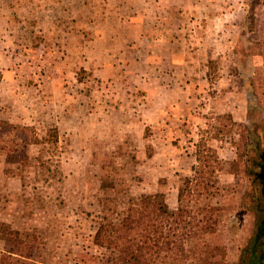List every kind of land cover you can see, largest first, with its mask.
<instances>
[{
    "label": "rangeland",
    "instance_id": "rangeland-1",
    "mask_svg": "<svg viewBox=\"0 0 264 264\" xmlns=\"http://www.w3.org/2000/svg\"><path fill=\"white\" fill-rule=\"evenodd\" d=\"M85 1L0 0V257L18 232L30 250L17 264H116L94 241L101 217L163 192L199 218L219 208L207 244L224 264H249L264 232V0H214L171 47L172 34L162 47L129 38L105 0ZM11 126L40 141L55 128L58 141L10 164ZM201 143L221 170L209 196L180 201ZM196 241L155 264H197Z\"/></svg>",
    "mask_w": 264,
    "mask_h": 264
},
{
    "label": "trees",
    "instance_id": "trees-1",
    "mask_svg": "<svg viewBox=\"0 0 264 264\" xmlns=\"http://www.w3.org/2000/svg\"><path fill=\"white\" fill-rule=\"evenodd\" d=\"M10 128L11 133L7 135L10 140L4 142L2 147L6 152V161L10 164L21 162L23 165H28L30 158L25 150L30 144L58 141L55 128L52 130L53 133L42 141L33 136V133H28L30 128H21L19 135L16 132L12 133L17 126ZM198 148V164L193 167V176L186 178L185 185L179 188L180 201L183 199L201 201L205 195L209 196L214 187L211 179L218 170H221V161L209 153L210 149L205 144L201 143ZM205 149L207 154L204 153ZM218 210L219 208L208 206L204 209L203 216L199 218L200 216L195 215L196 212L188 208L171 209L163 192L144 194L129 201L124 210L114 209L103 215L94 241L116 254V264H155L157 257L164 252L176 259L175 248H180L179 250L186 253L187 240L194 238L197 239L194 245L195 250L192 252L190 250L188 253L193 254L197 264H224L216 260L218 247L208 245L205 240L206 236L214 231L216 220L213 214ZM4 230L7 231V229ZM0 232H2L1 228ZM259 232L261 234L256 235L252 243L249 264H255L254 262H258V259H264L263 254L259 253L264 249V243L261 244L264 232L262 229ZM9 234L13 235L14 246L17 248L2 254L0 264H15L14 262L17 264L19 261L13 258L14 253L29 257L22 254L26 252L25 250H30L28 243L20 240L18 232H9ZM15 249L21 253L16 252Z\"/></svg>",
    "mask_w": 264,
    "mask_h": 264
},
{
    "label": "crops",
    "instance_id": "crops-1",
    "mask_svg": "<svg viewBox=\"0 0 264 264\" xmlns=\"http://www.w3.org/2000/svg\"><path fill=\"white\" fill-rule=\"evenodd\" d=\"M85 3L84 0V5ZM213 3L214 0H105L106 7L109 6L111 10L110 14L115 19L120 16L119 23L121 21L122 25L126 26V36L140 40L151 38L154 42H159L161 47L166 32L173 35L169 37L171 47L185 32L182 25L186 19L196 21L199 18H208L212 14ZM0 20L5 18L2 17ZM165 23L170 24L171 27H166ZM111 33L115 38L118 34L122 35L119 29H113ZM133 50L137 55L154 54L152 50L146 51L141 46ZM172 62L179 64L175 59H172Z\"/></svg>",
    "mask_w": 264,
    "mask_h": 264
}]
</instances>
